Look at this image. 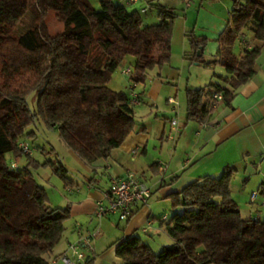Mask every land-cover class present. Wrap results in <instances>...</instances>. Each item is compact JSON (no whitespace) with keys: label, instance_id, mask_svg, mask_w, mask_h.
I'll return each instance as SVG.
<instances>
[{"label":"trees","instance_id":"obj_1","mask_svg":"<svg viewBox=\"0 0 264 264\" xmlns=\"http://www.w3.org/2000/svg\"><path fill=\"white\" fill-rule=\"evenodd\" d=\"M121 1L99 0L96 10L89 0H0V264H50L47 257L70 217L69 205L48 204L28 171L32 155L18 147L26 127L40 118L57 127L64 143L86 163L105 159L135 126L129 93L108 86L111 74L132 56L129 82L144 84L149 70L170 59L174 8L146 1L158 10L159 21L144 25L138 11ZM49 11L63 24L54 34L47 25ZM243 30L264 42V0H233L213 60L224 67L223 76L215 74L224 85L186 86L187 118L202 119L214 93L229 105L254 75L260 46L248 47ZM186 35L191 50L185 57L201 62L206 38L192 31ZM235 42L241 53L233 49ZM29 93L34 94L33 110L26 101ZM138 93L141 100L142 87ZM7 153L15 160L9 163ZM21 155L27 165L19 172ZM55 172L66 179L62 165ZM233 174L226 167L217 177L201 176L170 192L171 207L181 211L160 220L172 243L154 253L136 233L121 237L115 246L121 264H264V217H242L230 192Z\"/></svg>","mask_w":264,"mask_h":264},{"label":"crops","instance_id":"obj_2","mask_svg":"<svg viewBox=\"0 0 264 264\" xmlns=\"http://www.w3.org/2000/svg\"><path fill=\"white\" fill-rule=\"evenodd\" d=\"M146 1L148 0H138L137 3L142 7ZM155 1L159 5L169 7L175 4V0ZM120 4H123L122 1ZM50 14L55 15V13L49 11L47 14L48 28L50 27ZM52 17L55 18V16ZM58 24L52 27L57 29ZM240 34L248 47L259 45L260 53L255 62L254 75L236 91L229 105L221 99L211 98L212 105L208 108V113L199 120L186 117L185 104L184 113L180 115L178 122L179 132L171 140L168 138V131L170 132L171 128L169 127L168 131L162 128L159 139L165 141L166 145H159L158 151L150 158L147 156L150 135L143 123V116L146 114L143 112L148 105L147 100H155L156 95L150 89L146 91L142 88L140 103L133 105L134 108H138V111L134 112V120L137 124L123 143L114 148L105 159H99L91 164L82 159L79 160L90 176L86 177L84 190L79 192L81 198L70 202L71 222L66 225L61 240L54 247L52 254L47 257L50 264H64L56 258L66 251L68 241L75 239L74 230L75 224L78 223L77 218L91 213L94 217L95 203L103 197L110 179L124 175L128 171L136 172L150 186L151 196L156 189L157 200L168 202L166 198L170 192L180 190L201 176L217 177L224 168L231 167L234 169L232 179L240 175L242 181L241 186L237 184V181L234 184L230 181L229 185L231 195L238 203L242 217L248 218L255 214L264 217V207L255 204L254 209H247L239 204V197L237 198L232 193L234 190L237 195L244 193L246 186L250 193L264 182V155H262L264 151V42L256 41L249 31L243 30ZM238 53H241V48ZM214 63L223 67L217 60ZM218 75L223 76L224 74L218 73ZM127 91L130 92L129 86ZM174 112L178 111L174 110ZM7 155L8 153L6 157ZM161 159L165 162L163 163ZM148 171H150L149 178L145 175ZM98 172L102 178H105V183H101V176L100 180L96 179ZM261 199H264V196L259 195L256 202L261 203ZM154 204L155 200H152L151 203L147 201L146 204L138 206L134 214L126 220L127 224L122 237L137 233L138 230L145 233L150 229L160 230L162 215L158 219L159 227H155V222H153L155 215H152L151 209ZM89 219L91 222L92 217ZM149 221L151 222L150 227L144 231ZM161 229L165 231L164 228ZM91 263L98 264L96 256Z\"/></svg>","mask_w":264,"mask_h":264},{"label":"rangeland","instance_id":"obj_3","mask_svg":"<svg viewBox=\"0 0 264 264\" xmlns=\"http://www.w3.org/2000/svg\"><path fill=\"white\" fill-rule=\"evenodd\" d=\"M89 1L94 9H100L99 0ZM114 2L120 4L121 0H114ZM187 2H189L188 6L186 5ZM125 6L128 10L136 9L144 25H150L159 21L158 10L154 7L147 6L146 11L142 12L140 11L141 5L138 3L127 4ZM232 7L233 0H175L173 6L175 15L172 18L170 59L160 68L156 67L149 70L144 84L135 86L137 91L142 87L146 91L150 89L156 95L155 100H147L149 106L147 105L145 112H143L146 113L143 116V123L146 125L147 132L150 135L147 155L150 158L158 151L159 145H166L165 141H160L159 139L160 130L164 128L165 131H168V128H171L170 120L176 118L179 122L180 115L184 113L186 86L202 87L208 84L209 81H216L224 85L223 82L217 79L215 74H225V70L220 65L215 64L213 60L216 58L217 37L219 32L227 25ZM52 16L55 15H49V32L54 34L63 29V24L58 20L56 21V18ZM56 23H59L57 29L52 27ZM188 31H192L197 36H205L206 38L201 62L190 61L185 57V54L191 50L189 39L186 35ZM233 49L236 52L239 51L238 42H235ZM207 62L210 63L208 64ZM133 65L134 58L127 56L111 74L108 86L115 91H122L127 94V87L130 85V82L128 76L122 73V69L126 67L132 68ZM14 86L16 88L19 87L18 84H14ZM168 97H171L175 102L173 104V111L172 104L167 102ZM26 101L31 110L35 109L33 93H29L26 96ZM174 109L178 112L175 113ZM135 111H138V108H134ZM169 135H172L171 130L170 132L168 131ZM20 140H25L34 148L31 154L34 162L29 164L28 171L36 183L44 189L50 206L63 208L70 205V202L81 198L79 192L84 190L86 177H89L90 174L88 176L87 170L79 161L81 159L60 138L57 127L48 126L42 119L37 118L26 127L25 134ZM169 142L172 143V141ZM6 158L9 163L11 160H15L12 153H8ZM161 161L165 162L162 159ZM16 162L18 168L15 170L19 172L27 165V159L23 155L19 156ZM51 163H53V166H51ZM59 165H62L66 169L65 177L67 180L55 172V168ZM149 173L150 171L145 174L148 178ZM100 176L101 174L99 173L96 179L100 180ZM235 177V179L231 180V183L234 184L237 181V184L241 186L240 175H236ZM101 183H105V178H102V176ZM69 188L72 189L71 192L68 191ZM245 190L244 193H240L239 195L235 193V190L232 192L234 196L239 197L238 201L240 205L247 207V209H254L253 206L255 204L264 207L260 202H252L250 200L251 192H248L247 186ZM254 190H257V188ZM155 191L156 189L153 191L151 199H148V202L151 203L152 200H155L154 208L152 207L151 209L152 215H155L154 225L155 227H159V216L166 214L169 220L174 211H181V208L174 210L168 198H166L168 202L158 201ZM259 195L261 194L259 193ZM91 217L92 221L90 222L89 218ZM70 222L71 218L69 217L65 221V226L70 224ZM77 222L83 228L99 230V234L93 238L98 264H121L120 259L115 255V246L117 240L123 236V230L127 224L126 220H119L114 214L104 215L99 219L95 216L93 217L91 213L90 215L82 216V218H77ZM161 225V228H164V223ZM161 228L160 230L150 229L146 233L138 230L136 233L142 241L149 245L154 253H159L163 247L172 243L171 237Z\"/></svg>","mask_w":264,"mask_h":264},{"label":"built area","instance_id":"obj_4","mask_svg":"<svg viewBox=\"0 0 264 264\" xmlns=\"http://www.w3.org/2000/svg\"><path fill=\"white\" fill-rule=\"evenodd\" d=\"M125 4H135L138 0H123ZM189 5V2L186 4ZM147 6H142L141 11L145 12ZM122 73L129 77L131 70L130 67L122 69ZM136 84L130 81V102L132 105L140 103L139 93L135 91ZM213 98L221 99L219 93H214ZM169 104H175L171 97L167 98ZM174 107V106H173ZM175 110V109H174ZM172 135L168 138L173 140L175 135L180 130V125L176 118L170 120ZM18 147L23 154H32L34 148L25 140H19ZM135 152V151H134ZM264 155V151H262ZM12 167L16 166L15 162L11 163ZM69 192L72 189H68ZM264 196V182L260 184L257 190H253L250 194V200L252 202L257 200L258 194ZM151 196L150 186L134 171H128L124 175L112 177L109 181V185L103 197L96 201L94 215L97 218H101L104 215L114 214L119 220H127L132 212L135 211L138 206L147 203ZM261 204L264 205V199ZM260 214H255V218ZM161 220H167L168 216L163 214L160 217ZM151 222H147L144 231H147ZM76 237L72 241H68L66 251L57 256L56 259L62 261L64 264H87L88 261L93 260L96 256L94 249L93 238L99 234V230H90L83 228L80 223L75 224Z\"/></svg>","mask_w":264,"mask_h":264},{"label":"water","instance_id":"obj_5","mask_svg":"<svg viewBox=\"0 0 264 264\" xmlns=\"http://www.w3.org/2000/svg\"><path fill=\"white\" fill-rule=\"evenodd\" d=\"M199 54H200V49L197 50V55H199Z\"/></svg>","mask_w":264,"mask_h":264}]
</instances>
